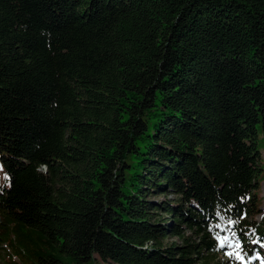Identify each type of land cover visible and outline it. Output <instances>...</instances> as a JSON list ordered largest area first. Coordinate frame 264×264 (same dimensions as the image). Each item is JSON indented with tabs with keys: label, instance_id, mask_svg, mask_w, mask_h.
Returning <instances> with one entry per match:
<instances>
[{
	"label": "trees",
	"instance_id": "16d2710c",
	"mask_svg": "<svg viewBox=\"0 0 264 264\" xmlns=\"http://www.w3.org/2000/svg\"><path fill=\"white\" fill-rule=\"evenodd\" d=\"M259 134L264 0H0V264H250Z\"/></svg>",
	"mask_w": 264,
	"mask_h": 264
},
{
	"label": "rangeland",
	"instance_id": "374dc122",
	"mask_svg": "<svg viewBox=\"0 0 264 264\" xmlns=\"http://www.w3.org/2000/svg\"><path fill=\"white\" fill-rule=\"evenodd\" d=\"M257 147H258V151H259V155H260V159H261V163L264 165V136L262 137V134H259V138L257 141ZM263 173H264V169H263ZM3 182V173L0 170V184ZM258 196H260L261 200H260V206L262 205V198L264 195V179L261 180L259 182L258 185ZM162 195H155L152 198L154 200H160L162 199ZM261 215L257 214L253 217L254 220L258 221L260 219ZM174 241H176V239H173ZM225 246L227 247L228 251H226L225 253H220L219 254V258L223 261H225L224 264H232L233 261L232 259V253L235 252L236 249V244H232V243H227L225 244ZM11 250L9 247L2 245L1 249H0V257H2V255L4 253H10ZM15 260L16 258L13 257ZM251 263L250 264H262L264 262V248L261 249L259 254H253L250 258ZM237 264H245L244 260H242L241 258L238 257V259H236ZM81 264H107L106 262L102 261L101 259H99L97 256L94 258H91L89 261L81 263Z\"/></svg>",
	"mask_w": 264,
	"mask_h": 264
},
{
	"label": "water",
	"instance_id": "95a60500",
	"mask_svg": "<svg viewBox=\"0 0 264 264\" xmlns=\"http://www.w3.org/2000/svg\"><path fill=\"white\" fill-rule=\"evenodd\" d=\"M263 207V204L260 206V208H262Z\"/></svg>",
	"mask_w": 264,
	"mask_h": 264
}]
</instances>
